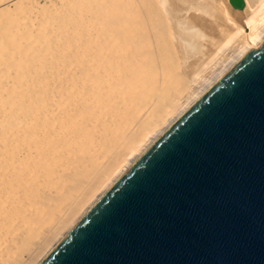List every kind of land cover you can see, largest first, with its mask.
<instances>
[{
  "label": "bare ground",
  "instance_id": "obj_1",
  "mask_svg": "<svg viewBox=\"0 0 264 264\" xmlns=\"http://www.w3.org/2000/svg\"><path fill=\"white\" fill-rule=\"evenodd\" d=\"M0 0V264H39L264 40V0Z\"/></svg>",
  "mask_w": 264,
  "mask_h": 264
},
{
  "label": "water",
  "instance_id": "obj_2",
  "mask_svg": "<svg viewBox=\"0 0 264 264\" xmlns=\"http://www.w3.org/2000/svg\"><path fill=\"white\" fill-rule=\"evenodd\" d=\"M228 3L244 8V0ZM39 264H264V40Z\"/></svg>",
  "mask_w": 264,
  "mask_h": 264
},
{
  "label": "rangeland",
  "instance_id": "obj_3",
  "mask_svg": "<svg viewBox=\"0 0 264 264\" xmlns=\"http://www.w3.org/2000/svg\"><path fill=\"white\" fill-rule=\"evenodd\" d=\"M26 5L32 8L47 7L49 9H56L62 5V2L61 0H30ZM230 8L232 7L230 6Z\"/></svg>",
  "mask_w": 264,
  "mask_h": 264
}]
</instances>
